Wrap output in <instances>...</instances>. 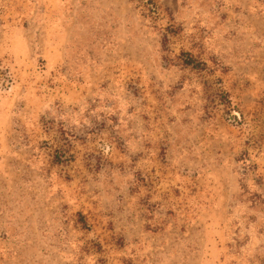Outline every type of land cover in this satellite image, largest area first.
Returning a JSON list of instances; mask_svg holds the SVG:
<instances>
[{"label":"rangeland","instance_id":"374dc122","mask_svg":"<svg viewBox=\"0 0 264 264\" xmlns=\"http://www.w3.org/2000/svg\"><path fill=\"white\" fill-rule=\"evenodd\" d=\"M0 264H264V0H0Z\"/></svg>","mask_w":264,"mask_h":264},{"label":"trees","instance_id":"16d2710c","mask_svg":"<svg viewBox=\"0 0 264 264\" xmlns=\"http://www.w3.org/2000/svg\"><path fill=\"white\" fill-rule=\"evenodd\" d=\"M165 40H167V36H165ZM185 53H187V52H183V55H182L183 58H181L182 61H183V63H184V65H186L187 67H191L193 69H199V70H203L206 67V63L205 62H203V61L202 62L201 61H197L196 58H194V56H192V54L187 53L185 55ZM210 87H211V90H212L213 89L212 88L213 86L211 85ZM216 90H218L219 92H222V88L221 87H218ZM229 103L231 104V102H229ZM232 107L233 106H230V109Z\"/></svg>","mask_w":264,"mask_h":264}]
</instances>
